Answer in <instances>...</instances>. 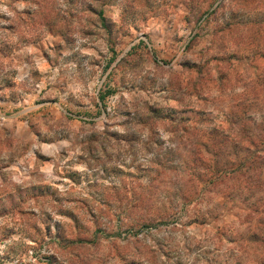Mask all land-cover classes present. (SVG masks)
<instances>
[{
  "label": "rangeland",
  "instance_id": "1",
  "mask_svg": "<svg viewBox=\"0 0 264 264\" xmlns=\"http://www.w3.org/2000/svg\"><path fill=\"white\" fill-rule=\"evenodd\" d=\"M0 264H264V0H0Z\"/></svg>",
  "mask_w": 264,
  "mask_h": 264
}]
</instances>
